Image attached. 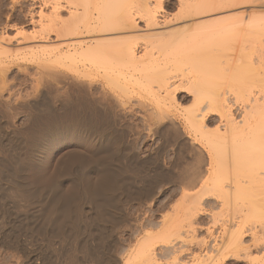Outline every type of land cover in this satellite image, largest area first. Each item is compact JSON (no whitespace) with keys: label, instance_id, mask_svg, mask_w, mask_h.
I'll return each instance as SVG.
<instances>
[{"label":"bare ground","instance_id":"6f19581e","mask_svg":"<svg viewBox=\"0 0 264 264\" xmlns=\"http://www.w3.org/2000/svg\"><path fill=\"white\" fill-rule=\"evenodd\" d=\"M17 1L12 0L13 3ZM181 1V13L183 16L188 18L198 16V20L201 22H196L191 31L190 28L188 31L186 29L183 31V29L180 30L179 28L181 32L178 31L179 35L176 34V37L169 33L168 36L166 35L168 38L164 37L161 40L160 38L154 39L156 40L155 44L149 42L150 44L148 43L147 45L146 43L149 49L153 45H156L158 52L148 49L143 54L141 53V55H139L140 52L138 54L136 51L137 39L129 36L136 25L135 14L141 13L146 18L147 27L158 26V14L161 12L160 9L163 8L161 7V2L155 0H47L41 3L45 4L48 9L47 12L42 10L44 8L39 11L40 15L38 16L39 19H37L39 21L33 19L39 25H37L38 29L33 27L35 24L32 26V29H37H33L35 30L33 32L30 31L33 37L32 40L36 39L34 35L37 36L39 34L41 41H37L38 43H35L34 46H32V42L31 47L26 48L25 53L27 52V55L30 56L29 58L38 60L40 63H42L41 61H49V63H55L54 65L56 63H84L87 69L94 68L104 72L110 89H107L102 84L101 94L98 91L100 94L98 95V93L93 94L90 91L89 93L85 92L81 88L84 92L79 90L77 98H74L72 91L71 93L68 91L67 93L64 92L67 95V98L64 99L68 105L67 109H74V113L72 112L73 110L70 111L69 109V112H72L74 115L73 122L70 125L68 121L69 124L66 125L72 126L73 132L86 134L89 140L91 139L94 142L96 149H92L95 150L94 152L86 153L81 151L82 149L78 146L81 150L74 147L69 148L70 150L67 149L68 151L62 153V155L60 154L61 157L58 158L59 161L56 163L57 166H55L57 168L55 174L57 171L56 176H59L62 183L67 181V183H71L69 184L70 187L68 185L69 190H65L68 187L64 188L66 192L61 193L62 187L60 185L52 186L51 189L49 188V193L50 191L52 193L54 191L52 196L51 193L49 194L51 197H49V202L53 203L50 205L52 206L51 209L49 208L51 214L47 215V222L44 220L45 225L37 219V223L42 225L32 224L30 230L33 229L36 232L46 234V236H52V239L53 236L66 237L72 231L74 233V230L80 226V218L74 220L72 219V215L73 213L81 212L79 209L80 203L84 204L83 200H85L94 206V209L91 207L93 211L89 209L92 213L94 212V216L87 228L91 234L95 235L96 241H99L98 246L89 250L88 253H96L98 255L97 250H101L106 255L104 262L106 264H113V256H109L111 253L102 242L105 238L109 240L110 232L114 229L115 225L123 220L122 208L128 202L142 199L153 193L154 184L151 179L149 180L151 175L148 178L146 177L148 174L145 170L146 164L149 161L155 160L153 162H157V166L160 163L159 166H161V160L165 163L166 151L170 149L172 151L169 160L170 166H163L162 168L168 170L166 172L170 175V179L167 178L168 181L170 180L168 183L175 184L180 190V200L173 206L171 202L169 208L171 210L167 214H162L160 220L155 221L154 219V226L157 227L155 233H152L151 230V233H148L149 231L145 230L147 233H144L136 240L135 244L131 245L130 253L124 259V264H232L231 259L238 261L245 260L248 264H264V45L258 47V43L262 42L263 44L264 42V17H257L254 13L249 14V12L245 11L244 7L241 8L242 12L240 15L234 16L240 12L239 9H237L239 12L234 14L235 12L231 13L233 12L231 11L232 6H229L231 10L228 9V6L227 8L221 6V4L223 5L225 2L228 3L231 0ZM239 1H242L241 4L245 2L244 0ZM215 3H217V6H215ZM227 3L224 5H228ZM217 9L222 10L217 11ZM243 9L245 10L243 11ZM63 10H67L66 13ZM63 13L67 16L64 17ZM206 15L209 18H207L208 22L206 21L207 19L205 20L206 22H203L202 19ZM5 27H8V25ZM181 27L183 28V25ZM20 29L24 30V28ZM25 31L23 32L25 33ZM5 33L2 35L8 36ZM20 33L19 35L23 37L24 35ZM53 33L55 37H53L54 35L51 36ZM17 34L16 37L18 36ZM242 34H245V37L247 36L245 42L248 41L247 43H250L247 45H250L248 47L250 49L245 55L242 54L243 52L240 55H244L243 57H247L249 60H247L248 62H242L243 60L240 59L239 63L236 62L233 79L237 80L238 83L237 85L232 84L230 88H224L225 86L223 85L227 82L230 83V81L228 80L224 84L221 82L226 77L224 75L226 68L223 67L225 60H219V56L221 55H219V51L225 53L223 51L226 49L224 48L226 44L230 40H236ZM29 35L26 34V36ZM52 37L54 40L55 38L58 40L60 38L61 40L59 43L55 42L56 44H54L51 41L53 40L51 39ZM26 38L28 39L29 37ZM26 38L24 36L23 40L25 41ZM20 39L22 41V38L19 37ZM7 40L4 41L0 38L1 54H7L5 53L6 51L10 52L8 50L10 46L7 47L6 45L10 42V39ZM234 48L236 47L234 46ZM248 48L245 47L247 50ZM5 49L7 50L5 51ZM152 50L154 49L152 48ZM243 51L246 50L243 49ZM215 55L218 56L216 57ZM255 55L257 58L254 57ZM238 60L239 57H237ZM226 65L228 66L227 69H229L230 63L229 65L226 63ZM49 68L51 67H48V70ZM185 68L188 70L185 75L187 80L185 79L184 83L183 81L180 83L176 81L177 79H174L177 77L173 76L174 73L172 71L177 72L178 78L179 73H181L180 78L182 75L184 78V74L180 70L184 71ZM229 70L231 72V68ZM87 74H90V72ZM253 77H257V83L255 82L256 78L253 80ZM229 78L231 76L227 75V79ZM251 80L256 85L252 84ZM79 82L83 83L82 80ZM79 82H74V84H81ZM86 83L89 84L88 82ZM86 83L81 85H86ZM74 84L69 87L74 86ZM81 85L79 86L81 87ZM133 86L152 100V103L146 102V100L141 101L145 110L144 120L148 127L145 134L157 139L156 146L151 149L152 151L149 152L146 158H143L140 155V151L135 147L138 138L143 134L142 130H134L135 137L132 140L133 144H131L134 147H131L123 143L125 140H121L123 139L120 135L121 130L119 138V135L114 134L119 131L115 132L116 129L113 130L114 128L112 127V132L107 126L108 124H112V121L111 123H108V121L116 120L119 111H122L119 110L122 108L121 99L113 91L118 89V91L128 93ZM82 87L85 88V86ZM179 87L186 88L182 90H186L194 98L191 106L183 107L179 103L180 100L183 101L185 99L184 96H180L179 100L176 96ZM46 91L48 93V90ZM64 101L63 105H65ZM33 113L30 115L33 116ZM72 113H70V116H72ZM51 114L54 113L49 112V115ZM31 116L30 120L28 119L29 123L34 119H31ZM47 119L50 120L49 118ZM67 119L69 118L66 117L65 121ZM35 121L39 122L41 120L35 117ZM53 121L55 122V119ZM44 122L41 121L42 124H39V127L37 126V122L33 123L34 126H37V129L32 127V129L35 128L33 131H29L31 130L29 128L31 125H28L29 127L27 128L29 130L27 131L29 132L24 131L26 136L23 134V130L20 131L21 136H25L24 144L21 145H25L26 148H23L26 149L27 153H32L33 155L35 152L32 151L35 149L36 151L41 150L45 143H47L44 139L50 136L48 135L45 138L46 134L50 133L51 137H53L55 134L59 135L63 131L59 126L61 123L53 122L54 124H50L51 130H49L50 127L46 126V123L43 124ZM48 122L50 123L51 120ZM69 127L67 128L69 129ZM132 129L134 128L132 127ZM15 136L12 137L13 139L10 136L12 143ZM89 140L87 141L89 142ZM16 145L19 146L20 144ZM12 153L14 154V152ZM27 153L25 157L28 156ZM32 155L31 158L34 156ZM29 157L28 159H30ZM1 158V178L21 172L19 170L16 171L17 166H13L14 159L12 160L11 157L6 159ZM30 160L33 161L34 159ZM143 173L146 174V178ZM79 174L86 175L87 178L85 181L83 180L84 183H81V179L79 180L81 182H78L77 177L83 176ZM16 175L18 176V174ZM59 178H57V181H59ZM17 179L14 178L15 181L13 183L17 182ZM11 180L8 181L12 182ZM2 181H5L4 178ZM142 181L147 182V184L145 186L142 185L144 187H139V182ZM162 181H166V179H162ZM15 185L13 184L14 187ZM14 192L17 193V191ZM19 196L17 195L18 198ZM45 196L48 199L47 194ZM11 197L13 198L12 195ZM210 199L212 202H209ZM166 204H160L161 209L165 208ZM206 205L211 207V210L205 208ZM44 206L46 205L44 204ZM216 208L218 212L214 211L210 220H213L214 224H212L215 227L219 226V229L216 227L218 234H216L217 230L213 227H207L205 230L206 236L199 234L202 231V227L199 224L200 214L209 213L212 209ZM62 214L65 218L66 215H70V225L66 221V224L58 221V217L56 216ZM22 219H20L21 222H23ZM32 221L34 222V220ZM137 221V217L128 219L130 228L135 227L138 224ZM16 224H18L17 221ZM16 224L14 223V226L18 228ZM23 225L25 228L24 223ZM28 226L27 228H29ZM21 230L20 228V232Z\"/></svg>","mask_w":264,"mask_h":264},{"label":"rangeland","instance_id":"374dc122","mask_svg":"<svg viewBox=\"0 0 264 264\" xmlns=\"http://www.w3.org/2000/svg\"><path fill=\"white\" fill-rule=\"evenodd\" d=\"M43 1L44 0H18L16 3H13L12 0H0V26H1L0 30L1 31L2 30L3 31L8 30L7 32L5 31L6 33L3 31L2 32L0 31V36H1L0 38L3 39L4 41H6L7 39L8 40L10 39L9 43L6 42L7 47L10 46L8 48V50L10 52H7L6 51L7 49H5L6 52L5 51L4 52L7 54H3V53L1 54L0 53V158L2 157L1 159H3V158L6 159V158L11 157L12 160L13 159L15 160L14 162L13 161L12 162H13V166H17L16 171L17 170L21 171V172H16V174H18V176L16 174L11 175V176H7V177L3 175L4 177L1 178V175H0V178H1L0 179V189H3V190H0V222H1L0 223L1 224L0 225V264H100V263L106 264L104 262V258L106 257V255L103 254L101 252V250L96 249L98 252V255L96 253H94V254L88 253L89 250L94 249L98 246L99 241H96L97 239L94 238L95 235L91 234L90 230H88V228H87L89 226L90 222L92 221L91 219L94 216V212L92 213L94 206L85 200H83V202H85L86 204L85 203L83 204L82 202L80 203L79 209L81 212L80 213H73V215H72V219H74V220H76L77 218L78 219L80 218V220H79L80 226L76 230H74V233L72 231V233H70V235H68L66 237H60V236L57 237L56 236L57 239L55 236H53V239H52L51 238L52 236H48V235L46 236V234L36 232L33 229L30 230L32 224H37V225L43 224V225H45L44 224L45 221L47 222V218H48L49 214H51L50 209L52 206H50V205L53 203L49 202V197H50L49 194L51 193V196H52L54 191H53V193L51 191L49 193V191H48L49 188L51 189L52 186L60 185V187H62L60 190L61 193L62 192L65 193L67 190H69V187H70L69 184H71V183H67L68 181L63 182L64 183V186H63V183L60 180L59 176L58 175L56 176L57 171L55 174V170H57V168H55V166H57L56 163H58V161H59L58 158L61 157L62 153H65L66 151L70 150L69 148H74V147L75 148L80 147L82 150L80 148L79 149L83 152H86V153H89L91 151L94 152L95 150H92V149H94V148L96 149V145L94 144V142L91 139L89 140V138L87 137L86 134H80V133H77L75 131L73 132V128H71L72 126H70V125L73 122L74 109L69 108L70 111L73 110L72 111L73 113L69 112V109H67L68 105L65 102L66 100L64 101V99L67 98L66 97L67 91L69 93H71V91H72V95H74V98H77L78 93L80 92L79 90H82V89H84L85 92L89 93V91H90V93H93V94H97L98 91H100L99 93L101 94L102 84L107 89H110V86L108 85L107 80L105 78L104 72L100 71L99 69H94V68H88L87 69V66L84 65V63L82 64L81 62H79L77 64H58V63H56V65H54L55 63H49V61H47L48 63L46 61H44V62L41 61L42 63H40V61H38V60L36 61L35 59H33V60H35V61H33L31 58H29L30 56L27 55V52L25 53V51L31 47L32 42L34 43V44L32 43V46H34L35 43L36 44L38 43L37 41H41V37L39 36V34H37V36L34 35V37H36V39L34 38V41H33L32 40L33 37L31 35L30 31L33 32V31H35L33 29H36V28L38 29L37 25H39V23L37 21H39V20H37V19H39L38 16L40 15L39 11L42 8H44L42 10L47 12L48 7H46L45 4L44 5L41 4L47 0H45L44 2ZM155 1L161 2L162 3L161 7H163L160 9L161 12H159V14H158V26L147 27L146 26L147 25L146 24L147 23L146 18L144 16H142L141 13H140L141 16L139 13L135 14L136 25H135L133 31H131L132 33L130 32L131 35H129V36L133 39H137L136 40V51L138 52V54L140 52L139 55H141V53L143 54L145 50L149 49V47L146 46V43H147V45L149 42H153V43L155 42L156 43L157 39L160 38V40H161L162 38L167 37L169 33H170V35H174V36L176 34L179 35V33H178L179 28H180V30L183 29V31L185 29L188 31L190 28V31H191L194 27L193 25H196V22L198 23L200 21V20H198V16L197 17L192 16L193 18L189 17L190 19L188 17L183 16V14L181 13V5H180V3H182L181 0H155ZM244 1L245 2L241 4L242 1L240 2L239 0H231L228 3L225 2L228 5L225 6L224 5L225 3H224L223 5L221 4V6H224V8H227V6L228 7L232 6L231 7L232 10L230 9V7L228 9L233 11V12L230 11L231 13L235 12L234 14H236L240 10V12L238 14H236V15L232 14L234 16L240 15V13L242 12L241 8L244 7L246 10L243 9V11L245 10L246 12H249V14L254 13L255 15H257V17H259V16L264 17V0H244ZM238 2H240V3L238 4ZM245 3H247V4H245ZM215 6H217V3H215ZM237 9H239V10H237ZM220 10H222V9H219V10L217 9V11H220ZM66 11L67 10H65V11L63 10L64 13H66ZM217 11H215V12H217ZM31 13H33L34 15ZM64 13H63V16L66 17L67 15ZM31 15H33V16H31ZM255 15H253V16L256 17ZM31 17H33V18H31ZM205 17L202 19L203 22L208 18L207 15ZM216 17H214V18H216ZM218 18H219V16H218ZM13 19H15V20L13 21ZM33 19L37 20L36 21L37 24ZM196 19H197V21H195ZM208 19L206 20L207 22H208ZM9 20H11V21L9 22ZM19 22H21V23H19ZM33 22H35V23H33ZM184 24H185V26H184ZM4 25L5 26L8 25V27H5ZM182 25H183V28L181 27ZM32 26L36 27V28L32 29ZM19 28H24V30L20 29V30H22V31H20ZM23 31H25V33ZM20 32H23L24 34L20 33ZM179 32H181V31H179ZM3 33L8 34V36L2 35ZM19 33L24 35L25 38L26 37L31 38V40H29V38L28 39L26 38L25 39L26 42H25L23 40L24 36L23 37L20 36ZM16 34L18 35L17 37H16ZM26 34L27 35L30 34L31 36L30 35L26 36ZM51 36L55 37V34L53 33ZM19 37L22 38V41H21V39L19 40ZM37 37L39 40L37 39ZM53 37L51 38V39H53L51 41L54 44H56L55 42H57V43L60 42V40H61L60 38H59V40L56 38L54 40ZM240 37H238L236 39L237 41L234 39H233V41L230 40L231 42L230 41L228 42V44L231 43L230 45L226 44V46L224 47L226 49H224V51H223L225 53H222L221 51L218 50L219 55L221 54L219 56L220 58L218 57L219 60L221 59L222 61H224V60L226 61V62L224 61V63H223L224 65L223 64L222 65L224 68H226V70L224 68L223 69L225 70V73H227V74H225L223 72L224 75H226V77L223 76L224 80L221 82L224 84L228 80L230 81V83L227 82L225 85L222 84L223 86H225L224 88H230L232 86V84L237 85V83H238L237 80L233 79V75L235 73L236 62L239 63L240 59L243 60L242 62H248L247 60H249V58L243 57V56L246 54V52L249 51L250 48H248V47L250 45L249 46H247V45L250 43H247L248 41L245 42V40H247L246 39L247 36L245 37V34L240 35ZM149 39H151V40H149ZM152 39H153V41H152ZM154 39H156V40H154ZM234 42H236V43H234ZM25 45H26V47H25ZM263 45H264V42H263V44H262V42H260V44L258 43V47H261ZM15 46H19V47L15 48ZM155 46L156 45H153V47H152L154 50H152V48H150L149 50H151L153 52H158L157 46L156 47ZM234 46L236 48H234ZM146 47H147V49H146ZM245 47H247L248 50L245 49ZM16 49H17V51H15ZM18 49L21 51L19 52ZM155 49H156V51H155ZM243 49L246 51H243ZM225 50H227V51H225ZM232 51H234V52H232ZM214 52H213V54H214ZM241 52H243L242 53V54H244L243 56L240 55ZM229 57H231V58L228 59ZM237 57H239L238 61H237ZM254 57H256V55ZM227 60L228 61L230 60V62H228ZM222 61H221V63H222ZM226 63L228 65L230 63L229 66L231 68V72L229 70L230 68L227 69L228 66L226 65ZM37 64H38V66H37ZM48 67H51V68H49V70H48ZM186 69L187 68H185V70H184L185 73L183 70H180L184 74V78H183V75L180 78L181 73H179V72L178 73L180 75L178 74L179 75V78H178L177 72L172 71V73H174V74L176 73V75L173 74L174 77H177L174 79L175 80L177 79L176 81H179L180 83L182 81L184 83V80L185 79L187 80V78H185V75L187 74L188 70H186ZM89 72H90V74H87ZM227 75L228 76L230 75L231 78L227 79ZM253 76H256V75H253ZM257 77H255L256 79L253 77V80L255 79L256 83L258 81ZM80 80H82L84 84L86 82H88L89 84L86 83L87 86L81 85L83 83L79 82ZM234 80H235V82H233ZM253 80H251V83L256 85L255 82L253 83ZM46 82H48L49 84ZM74 82L81 83V84H79V85H81V87L78 85V83H75L76 84V86H75ZM186 82L188 83V81H186ZM90 83H92V84H90ZM187 83H185V84H187ZM50 84L53 87H51ZM73 84H74V86L69 87ZM77 85H78V87H77ZM226 85H229V86H226ZM82 86H85L86 89ZM89 87H90V89H89ZM182 89H186V88L179 87L178 91L176 92V96L179 98V100H180V96L181 97L184 96L185 99L183 101L180 100L179 103H181L183 107H186V106L189 107L193 104L194 98H192V95L187 93L186 90H182ZM42 90H44V91H42ZM46 90H48V93ZM49 90H51V91H49ZM86 90H88V91H86ZM92 90H93V92H92ZM64 92H66V93H64ZM73 92H75V93H73ZM76 92H77V94H76ZM113 92L116 94V96L118 95L117 96L118 98L121 99V102H122L121 107L122 108H120L119 110H122V111L121 112L119 111V115H118L117 119L114 120L115 122L113 120H110V122L108 121V123H111V121H112V124L107 125L108 128H110V130H112V127H113L114 128L113 130L116 129L115 132L119 131L118 133H114L116 135H119L120 132L122 131L120 135H121V138H123V139H121V140L122 141L125 140L123 143L125 145L128 144L131 147H134L131 145V144H133L132 140L135 137L134 130H136V129L142 130L143 134L140 135V137L138 138L137 144L135 145V147L137 148L138 151H140V155L143 158L148 157L149 152L152 151L151 149L156 146L157 139L154 137L152 138L151 136H148L147 134H145V133H147L148 127H147L145 120H144V115H145L144 111L145 110H144V106H142L143 103H141V101L146 100V102L152 103V100L147 98L145 94L141 93V91L139 89L136 90L134 88V86L131 87V91H129L128 93H123L121 91H118V89L113 91ZM55 93L56 94L58 93V95H56ZM88 93H86V94H88ZM99 93H98V95H100ZM54 97H56V98H54ZM41 98L43 99L42 102H41V100H42ZM61 100H62V102H61ZM63 101H64V104L66 106L63 105ZM24 102H26V103H24ZM34 102L36 105L34 104ZM139 103H140V105H139ZM181 104H180V107H181ZM50 106H52V107H50ZM28 107H31V108H28ZM30 112L31 113L34 112L33 116H31L32 114ZM49 112L54 113V114L49 115ZM55 112H56V114H55ZM61 113H63V114H61ZM70 113H72L73 117L70 116ZM53 115H55V117L58 116L57 118L61 117V115H62L61 118L63 120L61 118H59V119L63 123L59 119H58L59 122H57L58 121L57 118L53 117ZM30 116H31V119L34 118L33 119L34 121H35V117L40 118V120L42 122L45 121L43 124L46 123L45 125L50 127L49 130H51V125L54 124L55 122L61 123V124H59V126L63 129V131H61L60 134L62 132H64L61 135L55 134L53 137H51L50 133L46 134L44 136L45 138L48 135H50L46 139H44L45 142H47V143H45V145L42 147L41 150L36 151V149H35L34 151H32V152H35L33 154L34 156L32 155V153H30L33 156V158H31V155L29 153H27V151H25L26 150V149H24V148H26L25 145H21V144H24L23 141L25 140L24 137L26 136L25 132L27 130H29V128L31 129L29 131H33V129H35V128L37 129V126L39 127V124H42V123H41V121H39V122L35 121L38 124H37V126L36 125L34 126L35 122L33 120H31L30 121L31 124H30L29 123ZM50 116H52L51 119H50ZM43 117H44V119H43ZM66 117L69 119L71 118V119L70 120L67 119L65 121ZM47 118H49L51 120L50 123L49 122L47 123V121H50ZM53 118L55 119V122L53 121L54 120ZM68 121L70 122V125H66V124H69ZM48 124L49 125L51 124V125L49 126ZM28 125H31V127H29ZM111 125H113V126H111ZM114 125H116V126L114 127ZM129 126H130V128H129ZM27 127H29V128H27ZM32 127H35V128L32 129ZM67 127H69V129ZM132 127L134 129H132ZM70 129H71V131H70ZM130 129H132V130H130ZM67 130H68V132H67ZM113 130H112V132H113ZM124 130H127V131H124ZM20 131H22L23 134H25V136H21ZM29 131H27V133ZM15 134L19 139L15 136ZM19 134H20V137H19ZM83 135H85V136H83ZM120 135L118 136L119 138H120ZM10 136H11V138L13 136H15L13 143H12L13 138L11 139ZM21 138H22V140H20ZM15 139H18V140H15ZM87 140H89V142ZM18 143L21 145V147H20V145L19 146L16 145ZM18 147L22 148V149H19ZM167 150L168 151H166L165 158H164L165 163L161 160V166H159L160 163H158V166H157V162H153L155 160H153L151 162L149 161L147 163L148 165L146 164L145 170H146V172H148V174L145 171H144V173L147 174V176H146L147 178L151 175V177H149V180L151 179V181L154 184L153 185L154 191H152L154 194L151 193V195H148L147 197L145 196L142 199H138L141 201L133 200L131 202H128L125 205V207L122 208L121 213L123 216V220L120 223H118L117 225H115L114 229L110 232V234H109L110 238L108 237L109 240H107L105 238L102 242L103 244H105L107 250L109 249L108 251L111 253L110 254L108 252L110 254L109 256H111V257L113 256L115 258V260H114V258L112 257L113 264H124V259L129 255L128 253H130L131 245L135 244L136 240H138V238H140L144 233H147L146 231H149L148 233H151V232L155 233V231L157 230V227L154 226L155 221L160 220L162 214L169 213V211L171 210V209H169L171 204L173 206L174 204H176L178 202V200H180V198H179V195L181 194V193H179L180 190L177 188V186L175 184L168 183L170 181V180L168 181V179H170V177H169L170 175H168V173H166L168 170H164L165 168H162L163 166H165V167L170 166L169 160L171 158L170 156H171L172 151L170 149H167ZM12 152H14V154ZM18 152H19V154H18ZM26 153L28 156H30L29 157L30 159H34L35 161L33 160L34 161L33 162L32 160L28 159V156L25 157ZM35 154H36V156H35ZM9 155H11V156H9ZM12 155H14V156H12ZM6 156H8V157H6ZM34 157H36V158H34ZM24 158H27V159H24ZM36 159H37V161H36ZM26 160H28V161H26ZM16 162H17V164L19 163L18 165L22 164L23 167H22V165L18 166L16 164ZM26 162H28V163H26ZM162 163H163V165H162ZM144 173H143V175L145 177L146 174H144ZM79 175H83V174H79ZM79 175H77V176H79ZM166 175H168V176H166ZM15 176H17V177H15ZM5 177L7 178V181H6ZM9 177H11L12 180ZM82 177L81 176L77 177L78 182L82 181L81 183H84V181L87 177H86V175H83ZM3 178L6 182L2 181ZM14 178H18V179H17V182L13 183V181H15ZM57 178H59V181H57L58 180ZM80 179H81V181H79ZM162 179H164V180L166 179V181H162ZM8 180L9 181L11 180L12 182H9ZM15 183L18 186H16ZM13 184L15 185V187L13 186ZM145 184H147V182L142 181V182H139L138 186L139 187H141L142 185L145 186ZM20 185H22V186H20ZM68 185H69V187H68ZM11 186H13V187H11ZM144 186H142V187H144ZM19 187L21 190L18 189ZM67 187H68V189H65L66 190L65 191L64 188H67ZM14 191H17V193ZM35 191L36 192L38 191V192L36 193ZM10 193L13 196V198L11 197ZM20 193H21V195L19 196ZM46 194L48 196V199L45 196ZM17 195L19 196V198L20 197L21 198L19 199L17 197ZM42 195H44V196L42 197ZM14 197H17V198H14ZM28 197H30V198H28ZM32 197H33V199H32ZM23 198L25 201L24 200L22 201ZM7 199H8V201H7ZM39 199H40V201L43 199L44 200L41 201V203H40ZM50 201H51V199H50ZM209 202H212V200L210 199ZM38 203H40V204H38ZM42 203H44L46 206H44V204H42ZM87 203L89 204L90 207L88 206ZM163 203H165V204L167 203L166 204L167 208L163 207L164 209L162 208L163 209L162 210L160 204H163ZM26 204H28V205H26ZM39 205H40V207H39ZM91 207H93V209H91ZM205 208H208V210H211V207H209L208 205H206ZM44 209H45L46 213L44 212ZM89 209L92 211H90ZM47 211L48 212L50 211V212L48 213ZM214 211L217 213L218 209L217 208L212 209V211H210L209 213L200 214V216H199L200 217L199 218L200 223L199 224L202 227V229H201L202 231H200L201 233H199V234L206 236L205 230L207 229V227H213L215 230L219 229L218 228L219 226H216L217 227V229H216V227L213 225L214 224L212 222L213 220H210L211 215L213 214ZM34 214H35V216H34ZM58 215L56 216V217H58V221H60V222L62 221L61 223H65V221H66L69 225L71 224V223H69V216L70 215L69 216L66 215V218L63 214L60 216H58ZM16 216L17 217L19 216L18 217L19 219ZM4 217H6V218H4ZM135 217L138 218V221H137L138 224L135 225V227L130 228V226L128 225L129 224L128 219L135 218ZM21 218H23L22 219L23 222H21V220H20ZM24 219H25V222H24ZM37 219L40 221V223H42V222L43 223L42 224L37 223L38 222ZM154 219H155V221H154ZM18 220H20V221L18 222ZM32 220H34V222ZM13 221H15L14 222L15 224L17 221L18 224H16V225L18 226V228H16L14 226ZM27 222H29V223H27ZM23 223L25 224V228H24ZM27 226L29 228H27ZM20 228L22 229L21 232H20ZM12 229H14V230L16 229V230L14 231ZM150 230H151V232H150ZM82 232H83V234H82ZM12 233H14V234H12ZM71 234H72V236H71ZM216 234H218V230H217ZM77 236H78V238H77ZM247 238H250V237H247ZM31 243H33V244H31ZM84 243L85 244L87 243V244L85 245ZM65 251H67V252H65ZM96 256L99 258H97ZM94 257H96V258H94ZM57 258H58V260H57ZM231 262H232V264H234V263L235 264H242V263L248 264V262H246L245 260L238 261L236 259H231Z\"/></svg>","mask_w":264,"mask_h":264}]
</instances>
